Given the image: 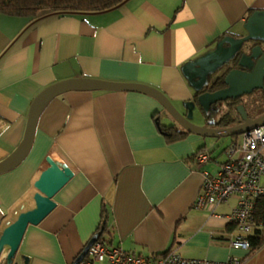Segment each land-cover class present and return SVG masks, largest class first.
Listing matches in <instances>:
<instances>
[{"label":"crops","instance_id":"crops-1","mask_svg":"<svg viewBox=\"0 0 264 264\" xmlns=\"http://www.w3.org/2000/svg\"><path fill=\"white\" fill-rule=\"evenodd\" d=\"M255 10H264V0H126L103 12L35 20L0 12V162L20 145L35 97L60 81L146 85L185 112L194 90L181 66L239 31ZM221 112L208 120L202 115L200 125L218 127ZM159 125L183 130L157 99L139 91L74 88L49 98L27 155L0 172V233L34 206L33 183L48 167L46 158L62 159L73 176L53 195L52 211L27 225L15 260L72 264L105 218L102 237L135 254L176 249L188 258L264 264V244L249 253L227 242L234 197L213 214L193 206L201 184L194 154L208 150L204 169L213 172L227 156L208 148H219L223 137L187 132L168 140ZM225 137L241 140V134ZM3 258L4 252L0 264Z\"/></svg>","mask_w":264,"mask_h":264},{"label":"water","instance_id":"water-1","mask_svg":"<svg viewBox=\"0 0 264 264\" xmlns=\"http://www.w3.org/2000/svg\"><path fill=\"white\" fill-rule=\"evenodd\" d=\"M181 72L194 90L193 100L183 103L185 112H180L160 91L141 84L74 78L46 87L33 100L23 139L18 148L0 162V172L11 169L27 155L44 103L49 98L74 88L139 91L149 94L157 99L179 127L204 137L239 135L264 124V113L250 117L242 102L251 99L257 90L262 91L264 95V10L252 11L239 31L223 35L213 49L185 62L181 66ZM237 101L233 108L240 119L237 124L213 127L207 124L197 125L190 121L194 105L198 106L203 116L209 117L212 112L224 111L227 103ZM46 160L48 167L33 183L36 189L33 194L34 206L19 212L0 233V254L4 252L2 264H19L15 255L27 225L39 223L52 211L55 207L53 195L73 176V172L62 159L48 157ZM100 234L101 229L93 234L75 256L72 264H78L86 256L89 247ZM23 264H27V258H24Z\"/></svg>","mask_w":264,"mask_h":264},{"label":"built area","instance_id":"built-area-1","mask_svg":"<svg viewBox=\"0 0 264 264\" xmlns=\"http://www.w3.org/2000/svg\"><path fill=\"white\" fill-rule=\"evenodd\" d=\"M226 160L210 172L204 165L210 160L205 149L198 151L194 160L201 174V184L194 207L213 214L217 205L235 198V206L226 216L233 226L226 236L229 246L247 250L248 235L253 232V208L255 201L264 196V124L241 134L239 142L225 148ZM241 264V259L229 257L225 261L205 258H188L176 249L144 256L124 250L118 245H109L97 239L78 264Z\"/></svg>","mask_w":264,"mask_h":264},{"label":"trees","instance_id":"trees-1","mask_svg":"<svg viewBox=\"0 0 264 264\" xmlns=\"http://www.w3.org/2000/svg\"><path fill=\"white\" fill-rule=\"evenodd\" d=\"M125 1L126 0H0V12L15 16H29L35 20L52 14L64 15L103 12L116 8ZM250 102L252 101H245L243 104L249 105ZM236 103H238V101L227 103L226 109L220 113L219 118L213 124L218 127H225L233 125L235 122L238 123L240 121L239 116L233 109ZM263 112L264 111L260 110L253 115L258 116ZM215 113L217 112H212L209 117L205 115V118L208 120L211 116L215 115ZM159 129L168 140L180 138L187 133L185 130H178L173 125H159ZM236 136L237 135H233L232 137L235 138ZM202 149L203 148L198 151ZM197 152H195V154ZM252 215L254 229L247 237L249 241V248L247 250L249 253L255 251L264 244V196L255 201ZM105 223L106 219L104 218L97 228V231L101 229V234L98 239L108 244L109 240L102 237ZM227 230L230 231L229 227H227Z\"/></svg>","mask_w":264,"mask_h":264},{"label":"rangeland","instance_id":"rangeland-1","mask_svg":"<svg viewBox=\"0 0 264 264\" xmlns=\"http://www.w3.org/2000/svg\"><path fill=\"white\" fill-rule=\"evenodd\" d=\"M255 99H260V97H255ZM253 101V98L252 99H249L247 102H249V101ZM247 107H248V109L250 110V113L251 114H254L255 112H257V111H260V109L259 108H263V107H261V106H259V105H256V106H254V103H252V102H250V104L249 105H247ZM223 109V108H222ZM221 110V109H220ZM203 119V116H202V114L200 113V111H199V109H198V106H196V105H194V107H193V109H192V117L190 118V121L192 122V123H194V124H197V125H200L201 124V122L203 121L202 120ZM222 144L220 145V147L219 148H215V146H209V151L211 150L212 152H214V153H216V152H219V151H221L219 154H218V157L220 158V159H225V157H226V152H225V150L223 151L222 149L224 148V146L225 145H227V143H228V138L227 137H223L222 138ZM230 143V142H229ZM228 143V144H229ZM215 148V149H214ZM208 151V150H207Z\"/></svg>","mask_w":264,"mask_h":264},{"label":"flooded vegetation","instance_id":"flooded-vegetation-1","mask_svg":"<svg viewBox=\"0 0 264 264\" xmlns=\"http://www.w3.org/2000/svg\"><path fill=\"white\" fill-rule=\"evenodd\" d=\"M255 97H260V99H255ZM250 98L251 99L253 98L252 103H254V106L259 105V106L263 107L262 109L261 108H259V109L264 111V95H263L262 91H260V90L255 91L254 94ZM263 113H261V114H263ZM250 117H255V116H250Z\"/></svg>","mask_w":264,"mask_h":264}]
</instances>
